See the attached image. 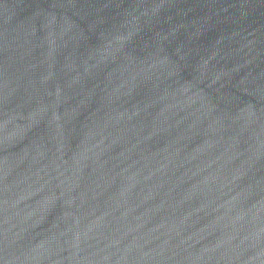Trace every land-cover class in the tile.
I'll use <instances>...</instances> for the list:
<instances>
[{"label":"water","instance_id":"obj_1","mask_svg":"<svg viewBox=\"0 0 264 264\" xmlns=\"http://www.w3.org/2000/svg\"><path fill=\"white\" fill-rule=\"evenodd\" d=\"M0 264H264V0H0Z\"/></svg>","mask_w":264,"mask_h":264}]
</instances>
